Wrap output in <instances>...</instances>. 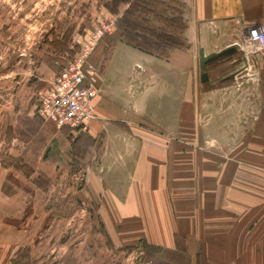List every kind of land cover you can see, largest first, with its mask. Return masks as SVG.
I'll use <instances>...</instances> for the list:
<instances>
[{"label":"rangeland","instance_id":"374dc122","mask_svg":"<svg viewBox=\"0 0 264 264\" xmlns=\"http://www.w3.org/2000/svg\"><path fill=\"white\" fill-rule=\"evenodd\" d=\"M107 1L0 0V264H189L183 237L174 238V249L122 239L119 223L105 221L112 207L105 194L135 180L139 155L128 151L167 150L166 185L175 198L176 191L198 185L210 167L214 172L240 161L228 155L254 128L260 91L253 69L239 65L229 73L233 78L212 74L201 84L186 58L179 63L184 95L174 93L176 68L166 61L189 48V0H155L157 13L183 25L176 34L184 46L166 56L128 44L116 27L127 5L114 14L104 7ZM155 16L145 15L147 29L172 31ZM85 50L98 92L104 79L112 100L113 93L125 101L136 92L148 108L104 116L92 105L82 127L60 125L40 112L56 74ZM163 70L169 76L161 77ZM164 84L167 108L154 109L160 101L154 92ZM143 243L161 249L144 255Z\"/></svg>","mask_w":264,"mask_h":264},{"label":"crops","instance_id":"0c3cea01","mask_svg":"<svg viewBox=\"0 0 264 264\" xmlns=\"http://www.w3.org/2000/svg\"><path fill=\"white\" fill-rule=\"evenodd\" d=\"M188 2L186 37L189 48L186 52L173 51L166 61L167 67L169 64L176 68L174 93L183 97L185 92L184 69L179 63L187 58L192 69L197 70L199 79V49L209 54L237 43L240 50L228 58L212 62L207 70L210 77L212 74L225 77L239 65L245 71L253 69L260 91V103L252 124L254 128L242 140L241 148L228 155L240 158V161H226L223 167L213 168L214 172L210 167L211 172L199 175L198 185L193 182L188 192L176 191L173 193L175 198L166 185L168 151H128L132 156L139 155L134 164L135 180L112 187L113 191L105 194L107 203L112 205L105 221L112 220L115 227L119 223L122 239L143 238L168 249H174L175 237H183L189 264H197L198 257L199 264H264V56L246 39L249 27L255 24L264 26V0ZM166 71H162L161 77ZM101 83L102 90L100 87L92 99L96 113L105 116L111 111L116 114L118 109L138 111L148 108L149 105L140 103L142 99L136 92L125 101H120L113 93L112 100L111 93L103 90L104 79ZM154 93L160 94V101L152 108L166 109L168 86ZM143 100L147 103L149 99ZM210 155L213 154L208 157ZM125 223L135 229L124 230Z\"/></svg>","mask_w":264,"mask_h":264},{"label":"built area","instance_id":"2783aa9c","mask_svg":"<svg viewBox=\"0 0 264 264\" xmlns=\"http://www.w3.org/2000/svg\"><path fill=\"white\" fill-rule=\"evenodd\" d=\"M247 36L264 53V26H251ZM86 50L64 65L53 79L50 90L41 98L39 111L60 125L82 127L92 117L91 102L98 87Z\"/></svg>","mask_w":264,"mask_h":264},{"label":"trees","instance_id":"16d2710c","mask_svg":"<svg viewBox=\"0 0 264 264\" xmlns=\"http://www.w3.org/2000/svg\"><path fill=\"white\" fill-rule=\"evenodd\" d=\"M121 5H127V7L123 10L121 17L116 20V27L120 31L121 37L128 44L150 54H158L160 56H166V50L184 46L179 34H176V31L183 27L179 23L180 18L164 17L163 11H161V14L157 13L155 0H109L104 3V7L114 14L118 12ZM147 14L162 18L166 26H174V28L169 32L156 30L154 27L147 29L144 26V23L148 21L145 17ZM137 30H139V33L136 32ZM142 245L144 255L145 253L148 255L150 250L157 251L161 249L159 246H152L146 243ZM156 264L159 263L156 261Z\"/></svg>","mask_w":264,"mask_h":264},{"label":"water","instance_id":"95a60500","mask_svg":"<svg viewBox=\"0 0 264 264\" xmlns=\"http://www.w3.org/2000/svg\"><path fill=\"white\" fill-rule=\"evenodd\" d=\"M240 50V45L235 43L230 46L225 47L224 49L218 52H212L205 54L202 49H199V79L202 84H208L210 82V76L207 70V67L212 62L221 61L225 58L230 57L232 54ZM242 59L246 62V57L243 55ZM233 75H227L226 79L233 78Z\"/></svg>","mask_w":264,"mask_h":264}]
</instances>
